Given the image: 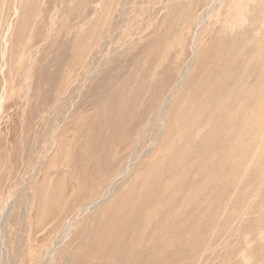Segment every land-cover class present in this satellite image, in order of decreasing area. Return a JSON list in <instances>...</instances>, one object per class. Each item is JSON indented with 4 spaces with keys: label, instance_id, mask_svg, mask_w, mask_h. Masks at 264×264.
<instances>
[{
    "label": "rangeland",
    "instance_id": "rangeland-1",
    "mask_svg": "<svg viewBox=\"0 0 264 264\" xmlns=\"http://www.w3.org/2000/svg\"><path fill=\"white\" fill-rule=\"evenodd\" d=\"M0 61V264H264V0H2Z\"/></svg>",
    "mask_w": 264,
    "mask_h": 264
},
{
    "label": "bare ground",
    "instance_id": "bare-ground-1",
    "mask_svg": "<svg viewBox=\"0 0 264 264\" xmlns=\"http://www.w3.org/2000/svg\"><path fill=\"white\" fill-rule=\"evenodd\" d=\"M1 6H2V0H0V9H1ZM30 38H31V41L29 40L30 42H26V45H25V49H28V50H32L35 47V45L37 44V42H38V39L36 38V36L33 39H32V37H30ZM34 69L35 68H33V70ZM0 73L4 77L2 84L0 82V157H1L4 154L3 153L4 152L3 151L4 150L3 148L6 146V145H4L5 144L4 143V140L5 141H8L7 138L9 140H11L10 137H8L7 135H5V133H3V129H4L3 124L6 123V120L3 119V116L2 115L5 112L6 108L10 104L13 107V104L15 103V98H14L13 95L15 93L12 94V90H11L12 81H11L9 69L7 70V68H5V65H3L2 66V69L0 70ZM24 81H26V80H24ZM43 86H44V83L41 84L40 82H38L37 79L35 80L34 90H35V99H36V112H35V137H34L35 141H34V144H32L33 143V141H32V127L34 125L33 126H32V124L30 125V117H29V115H30V113H29L30 112V106H31V102H32V100L30 99V96L32 97V95H30V93H27V95L25 96V104H26V107L27 108H26V116H25V124H24V129H25V131H24L25 132V134H24V143L22 142L23 143V146H22L20 152L16 149L17 147H15V146H14V149L12 150V152L8 153V151H7L8 157H7L6 163L9 166H11V167L13 166V168H11L10 172L8 171L9 172V177H11L16 172L18 173V171H23V172L30 171L31 168H32V166L36 162H38V159L39 158H41L40 157L41 154L43 152H46V151L48 152L49 151L48 148H49V145H50V141L52 139V136L48 133V130L54 124V122L60 120L62 118V116H63L62 112H63L64 103H65V98L63 96H60L59 102H55V103L52 102L51 103L49 100H46V97L43 95V92L45 91L44 88H43ZM62 87H63V84H62ZM56 90H57V88H56ZM13 112L11 113L12 116H14L13 115ZM64 133H61L56 138V151H58L59 153H64L65 152V146L63 145L64 142H62ZM14 135H16V134H14ZM9 146H11V145H9ZM33 146H34V150H33ZM4 157H5V154H4ZM42 161H44V158H42ZM6 171H7V169H6Z\"/></svg>",
    "mask_w": 264,
    "mask_h": 264
}]
</instances>
